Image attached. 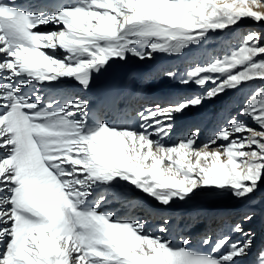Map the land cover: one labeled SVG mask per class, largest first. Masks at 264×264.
<instances>
[{
    "label": "snow or ice",
    "instance_id": "6c2138e0",
    "mask_svg": "<svg viewBox=\"0 0 264 264\" xmlns=\"http://www.w3.org/2000/svg\"><path fill=\"white\" fill-rule=\"evenodd\" d=\"M245 19L264 24V0H78L51 12L0 0V264H238L250 253L264 264L252 227L264 221L253 206L264 188V88L236 114L225 105L204 141L199 120L176 127L228 89L264 81V32L162 68L184 90L134 116L120 109V90L95 104L84 95L114 65L200 49ZM132 189L162 208L230 195L240 214L230 231L201 238L204 252L189 233L169 238L177 225L167 213L153 224L108 210Z\"/></svg>",
    "mask_w": 264,
    "mask_h": 264
},
{
    "label": "bare ground",
    "instance_id": "6f19581e",
    "mask_svg": "<svg viewBox=\"0 0 264 264\" xmlns=\"http://www.w3.org/2000/svg\"><path fill=\"white\" fill-rule=\"evenodd\" d=\"M15 2L18 6L20 5L25 9L32 10L37 9L41 5L47 6L48 12L58 10L63 6L62 4H64V0H15ZM253 23L255 22L250 23L252 27H250L248 31L254 29L264 32V27L262 25ZM54 27L56 26L49 24L42 26V29L51 30ZM191 49L192 47L190 46L185 53L179 55L156 54L155 59L152 61L141 62L133 59L128 64L114 65L108 73L98 79L93 85V90L84 93V95L93 98L95 104L104 92L120 90L122 99L119 107L129 116V114L135 112L140 104L163 101L175 92L184 90L183 85H178L177 82L170 81L164 77L161 74V69L168 66H177L183 70L190 61H202L209 57V53L204 56L193 57L190 55ZM226 50L227 46L224 47L223 51ZM220 52H222V50H218V53ZM237 88L228 89L226 94H222L221 97L207 101L204 108L199 110V112H194L188 117L180 118L176 126L177 132L183 131L189 122L199 120L203 130L200 140L204 141L209 138L217 126L219 117L224 114L225 105L230 106V114L239 112L241 102L244 99L239 96H234V91L236 92ZM27 90L28 89H25V91ZM41 91L45 92L47 95L49 90L41 86ZM240 118L244 119V117ZM246 122L251 123L250 118H248ZM173 135L175 136V134ZM149 202V199L145 202L142 199L135 198L129 193L127 199L112 201L110 205L106 207H108V210L114 208L121 216L132 214L139 217H147L149 223L154 224L158 219L157 217L154 218L155 214H158V210ZM253 206L258 212L264 210V188L256 194ZM164 212L173 216L177 225L169 238L179 240L180 235L189 233L190 235L187 238L190 239L191 246L207 252L209 249L200 243L201 238L207 234L215 239L217 235L230 231V225L239 217L240 206L237 203L234 206L220 204L213 205L206 211H189L187 209H181L180 212L168 210H164ZM197 220L200 221L197 222ZM263 222L264 221H258L252 226L256 233L255 244L257 247L264 244V226L262 229L260 228ZM201 233H204V235H201ZM236 235L233 234V239L237 238ZM255 251L256 249L254 248L253 252ZM252 258V253H250L248 257L240 259L238 264H251Z\"/></svg>",
    "mask_w": 264,
    "mask_h": 264
},
{
    "label": "rangeland",
    "instance_id": "374dc122",
    "mask_svg": "<svg viewBox=\"0 0 264 264\" xmlns=\"http://www.w3.org/2000/svg\"><path fill=\"white\" fill-rule=\"evenodd\" d=\"M252 22L254 21L251 19H245L241 21L239 25L233 26L231 31L225 30L224 32L212 33L211 34L212 38L202 48L195 49L192 47L191 49L192 51L190 55H192L193 57L204 56L205 54L208 53L209 56L217 55V54L223 55L229 52L230 50H234L236 47L239 46L241 42L240 39L241 36L245 34L250 27H252V24H250ZM262 26L264 27V24H262ZM226 46H227V50L223 51L224 47ZM218 50H222V52L218 53ZM260 87L264 88V81H255V82H248L246 84H242L238 86L236 92L234 91L235 93L234 96H239L245 99L251 94H253L257 89H261ZM130 193L135 198L142 199L145 202H147V199H149L150 200L149 203L153 204L158 210V214L155 215V218L156 217L158 218V216L167 212V211L164 212V210L175 211V212H180L181 209H187L189 211H195V210L206 211L208 210L209 207L213 205L223 204V205L234 206L236 204V202L230 197V195L221 196V195H209L206 193H202V194H198L197 196H194L193 199L187 203L180 202L179 204L174 205L172 208H162V207H157L155 201H152L150 198L143 196V193H139L135 189H132ZM263 226H264V222L260 225V228L262 229ZM201 235H204V233L203 234L201 233Z\"/></svg>",
    "mask_w": 264,
    "mask_h": 264
}]
</instances>
